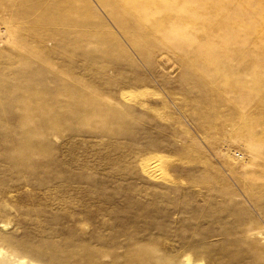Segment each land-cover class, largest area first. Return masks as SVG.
Returning <instances> with one entry per match:
<instances>
[{"label":"rangeland","instance_id":"374dc122","mask_svg":"<svg viewBox=\"0 0 264 264\" xmlns=\"http://www.w3.org/2000/svg\"><path fill=\"white\" fill-rule=\"evenodd\" d=\"M263 137L264 0H0V264H264Z\"/></svg>","mask_w":264,"mask_h":264},{"label":"bare ground","instance_id":"6f19581e","mask_svg":"<svg viewBox=\"0 0 264 264\" xmlns=\"http://www.w3.org/2000/svg\"><path fill=\"white\" fill-rule=\"evenodd\" d=\"M242 129V128H241ZM238 130V129H237ZM255 136V135H254ZM253 136V137H254ZM257 136V135H256ZM255 136V137H256ZM264 138V137H263ZM256 139H258L259 140V138H257L256 137ZM255 139V140H256ZM264 140V139H263ZM261 141V140H260ZM252 148L257 152V154L259 155V156H264L263 154H264V149L262 148V147H257L256 145H252ZM262 159V158H261ZM264 159V158H263Z\"/></svg>","mask_w":264,"mask_h":264}]
</instances>
